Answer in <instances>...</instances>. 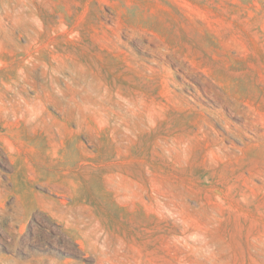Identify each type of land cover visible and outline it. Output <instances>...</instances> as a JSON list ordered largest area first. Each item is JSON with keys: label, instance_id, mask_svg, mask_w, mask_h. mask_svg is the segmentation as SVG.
<instances>
[{"label": "rangeland", "instance_id": "obj_1", "mask_svg": "<svg viewBox=\"0 0 264 264\" xmlns=\"http://www.w3.org/2000/svg\"><path fill=\"white\" fill-rule=\"evenodd\" d=\"M0 264H264V0H0Z\"/></svg>", "mask_w": 264, "mask_h": 264}]
</instances>
